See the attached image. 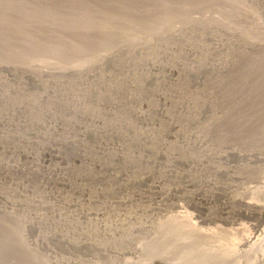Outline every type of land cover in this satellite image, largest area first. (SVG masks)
Segmentation results:
<instances>
[{
  "label": "rangeland",
  "instance_id": "1",
  "mask_svg": "<svg viewBox=\"0 0 264 264\" xmlns=\"http://www.w3.org/2000/svg\"><path fill=\"white\" fill-rule=\"evenodd\" d=\"M11 1L0 264L255 262L264 0Z\"/></svg>",
  "mask_w": 264,
  "mask_h": 264
},
{
  "label": "bare ground",
  "instance_id": "2",
  "mask_svg": "<svg viewBox=\"0 0 264 264\" xmlns=\"http://www.w3.org/2000/svg\"><path fill=\"white\" fill-rule=\"evenodd\" d=\"M11 1V0H10ZM205 1V0H204ZM5 2V1H4ZM9 2V1H8ZM12 2V1H11ZM14 2V1H13ZM20 2V1H19ZM31 3V2H30ZM67 3V2H66ZM130 3V2H129ZM2 4V3H1ZM18 4V3H17ZM38 4V3H37ZM69 4V3H68ZM42 5V4H41ZM53 5H55V3H53ZM129 5V4H128ZM132 5V4H131ZM11 6V5H10ZM18 6V5H17ZM26 6V5H25ZM44 6V5H43ZM65 6V5H64ZM2 7V6H1ZM5 7V6H4ZM23 7V6H22ZM34 7V6H33ZM39 7V6H38ZM42 7V6H41ZM40 7V8H41ZM130 7V6H129ZM138 7V6H137ZM45 8H47V7H45ZM92 8V7H91ZM131 8V7H130ZM48 9V8H47ZM132 9V8H131ZM22 10V9H21ZM52 10V9H51ZM127 10V9H126ZM131 11V10H130ZM45 12V11H44ZM126 12V11H125ZM4 14V13H3ZM14 14V13H13ZM106 14V13H105ZM45 15V14H44ZM43 15V16H44ZM123 16H125V15H123ZM128 16V15H127ZM0 17H1V15H0ZM6 17V16H5ZM37 17V16H36ZM49 17V16H48ZM10 18V17H9ZM81 18H82V16H81ZM100 18V17H99ZM22 19V18H21ZM39 19V18H38ZM51 19V18H50ZM13 20V19H12ZM85 21V20H84ZM1 23V22H0ZM26 25V24H25ZM35 25V24H34ZM81 25V24H80ZM37 27H39L38 25H36ZM36 26H35V28H36ZM29 27H30V25H29ZM133 27V26H132ZM48 28V27H47ZM96 28V27H95ZM102 28V27H101ZM41 29V28H40ZM45 29H46V27H45ZM49 29V28H48ZM110 29V28H109ZM33 30H35V29H33ZM44 30V29H43ZM132 30V29H131ZM10 32V31H9ZM56 32V31H55ZM128 32V31H127ZM131 32H133V31H131ZM54 33V32H53ZM136 33V32H135ZM146 33V32H145ZM56 34V33H55ZM59 34V33H58ZM85 35V34H84ZM45 36V35H44ZM125 36V35H124ZM130 36V35H129ZM132 36V35H131ZM134 36V35H133ZM20 42V41H19ZM82 49V48H81ZM47 52V51H46ZM85 53V52H84ZM86 54H87V52H86ZM80 56V55H79ZM47 59V58H46ZM77 60V59H76ZM81 63V62H80ZM264 185H262V187H263ZM262 187H260V188H262ZM258 188V187H257ZM263 189V188H262ZM264 190V189H263ZM261 192V191H260ZM238 201H241L243 204H244V206L248 209V210H250V212H254V211H256L261 217L264 215L263 213H264V203H259V202H257V201H255V200H249V201H245V200H238ZM255 212V213H256ZM257 229V228H256ZM255 229V230H256ZM252 235V234H251ZM256 239V237L255 236H248V237H246V238H243V241L244 242H246V243H254V241H257V240H255ZM243 243V242H242ZM257 254V253H256ZM251 260V259H250ZM246 262V261H245ZM236 263V262H235ZM264 263V250H262L260 253L258 252V255H257V259H256V261L255 262H253L252 264H263Z\"/></svg>",
  "mask_w": 264,
  "mask_h": 264
}]
</instances>
